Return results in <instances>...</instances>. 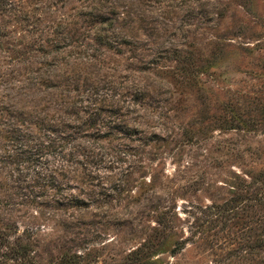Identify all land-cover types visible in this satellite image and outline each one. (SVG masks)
<instances>
[{"label":"rangeland","instance_id":"1","mask_svg":"<svg viewBox=\"0 0 264 264\" xmlns=\"http://www.w3.org/2000/svg\"><path fill=\"white\" fill-rule=\"evenodd\" d=\"M8 264H264V0H0Z\"/></svg>","mask_w":264,"mask_h":264},{"label":"trees","instance_id":"2","mask_svg":"<svg viewBox=\"0 0 264 264\" xmlns=\"http://www.w3.org/2000/svg\"><path fill=\"white\" fill-rule=\"evenodd\" d=\"M14 258H16V253L8 249L6 240L0 233V264H8Z\"/></svg>","mask_w":264,"mask_h":264}]
</instances>
